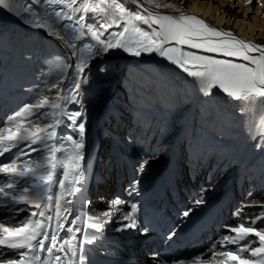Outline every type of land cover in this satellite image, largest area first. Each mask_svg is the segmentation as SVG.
<instances>
[{
  "label": "snow or ice",
  "instance_id": "obj_1",
  "mask_svg": "<svg viewBox=\"0 0 264 264\" xmlns=\"http://www.w3.org/2000/svg\"><path fill=\"white\" fill-rule=\"evenodd\" d=\"M0 9L44 30L66 49L53 57L60 75L45 83L42 73L43 87L33 90L32 102L0 125V157L17 150L0 161V264H93L89 246L109 224L116 232L149 231L137 203L117 196L96 212L89 211L93 201L83 197L89 131L85 94L93 60L101 61L98 71L106 75L104 57L113 51L155 54L194 78L204 95L219 89L239 102L241 113L264 112V43L213 26L167 0H0ZM67 68L73 69L70 76L63 71ZM254 131V146L264 151V116ZM139 182H130L129 196ZM256 206L264 209L258 201L241 205L234 215L242 221L225 226L227 234L194 261H207L210 254L216 264H264V210L245 213ZM230 245L235 249L227 250ZM156 264L163 262L157 257Z\"/></svg>",
  "mask_w": 264,
  "mask_h": 264
},
{
  "label": "bare ground",
  "instance_id": "obj_2",
  "mask_svg": "<svg viewBox=\"0 0 264 264\" xmlns=\"http://www.w3.org/2000/svg\"><path fill=\"white\" fill-rule=\"evenodd\" d=\"M167 2L176 4L185 13L202 17L213 26L231 29L241 38L264 43V0H253L252 3L246 0H231L230 3L226 0ZM161 11L174 12L172 9ZM6 19L13 27L2 25L1 20ZM37 46L44 51V66H41L47 68L48 73L44 76L47 83L60 75L53 57L63 54L66 49L44 30L25 24L22 18L6 10L0 11V47L7 50L8 55L15 56L20 50L33 51ZM100 63L99 59L91 63V84L85 94L89 131L88 178L83 197L90 199L95 192L105 193L98 198L103 205L96 206L94 211L98 208L99 211L105 210L104 202L117 196L137 203L138 216L149 231L146 235L137 231L116 232V225L109 224L96 244L89 246L90 259L93 264H156L158 257L163 264H175L173 261H180L177 256L184 246L183 254L187 253L184 261L216 264L210 254L207 261L202 262L194 261V256L207 252L213 242L227 234L225 226H236L242 221L243 217L237 219L234 215L236 210L231 211L230 205L236 204L238 209L252 201L264 204V151L254 146L256 140L253 139L255 126L260 123L264 112L255 109L241 113L239 102L232 101L219 89H214L211 95H204L198 90L194 78L155 54L134 57L123 51H113L104 57L109 68L106 75L98 71ZM0 70V125H3L15 110L32 102L33 90L43 85L40 84L42 75L35 78L29 74L21 76L19 71L13 73L4 67ZM63 71L69 76L73 73L72 68ZM121 74L127 77L122 78L114 94L119 96L114 104L123 102L116 110L115 105L110 108L106 104L112 85L119 81ZM90 95L94 99L91 100ZM119 110L124 113L131 110L132 125L143 138L136 143L129 133L122 135V130L118 138L112 137L115 164L117 168L129 171L125 187L118 186L112 190L107 183L97 186L93 177L97 169L100 171L105 166L108 158L102 148L106 136L102 120L107 115L106 111L121 119L122 111ZM163 145L170 152L161 157L158 152ZM138 148L147 151L135 168L133 153ZM16 151L13 149L6 153L0 161L7 162V158ZM142 164V169L148 170L136 177L140 182L136 192L129 196L127 189L135 178L134 168L140 172ZM220 172L222 176L224 173L227 187L219 193L217 188L221 180H213ZM180 181H183L182 189ZM201 198L204 202L195 205L194 201ZM189 208L192 212L183 217L182 213ZM262 210L256 206L245 209V213L254 215ZM2 215L3 210L0 209ZM20 215L26 216L27 212ZM158 228H162L164 235L157 233ZM152 241H161L162 256L145 254L144 247ZM176 246L180 247L170 254L169 250ZM234 249L235 246L230 245L227 250ZM218 250L223 249L218 246Z\"/></svg>",
  "mask_w": 264,
  "mask_h": 264
},
{
  "label": "rangeland",
  "instance_id": "obj_3",
  "mask_svg": "<svg viewBox=\"0 0 264 264\" xmlns=\"http://www.w3.org/2000/svg\"><path fill=\"white\" fill-rule=\"evenodd\" d=\"M219 1L223 2L224 0H219ZM226 1L228 3L231 2V0H226ZM235 3H238V2H235ZM228 6H229V4H228ZM1 10L2 9H0V11ZM1 22L4 23L2 25L12 26L11 21H9L7 19L1 20ZM43 56H44V51H43V49H40L39 46H37L33 51L20 50V53H18V54L16 53L15 56L8 55L7 50L0 47V68L4 67L5 69H11V70H13V73H17V71H19L21 76H26L27 74H29V76H33V77L37 78L40 75H42V73L45 75H46V73H48L47 68H45V67L42 68V66H44V63L42 61ZM41 64H42V66H41ZM124 77L126 78L127 75L125 76L124 74H121L120 79L118 78L119 81H116L112 85V88H111L112 91L110 90L111 91L110 99L107 101V104H106L110 108L113 105H115L114 107L117 110L118 108H120L121 104H123V102L122 103L117 102L116 104H114L116 102V100L119 98L117 93L115 96H114V94L117 91V87H119L121 85V81L124 79ZM0 81H1V76H0ZM129 95L132 96V94H129ZM113 97H114V99H113ZM90 98H91V100L94 99L92 97V95H90ZM131 98L133 99V97H131ZM125 101L127 102L128 105H131V103L127 99ZM131 108H133V106H131ZM122 110H119V112ZM106 114L107 115L102 120L103 125L105 124V131H106V136L104 137V142H103L102 148L104 150L103 152H105V154L108 158L105 161V166H103L100 171H99V169H97L96 172L94 173L93 178H94V182H95V184H97V186H103V184L107 183L112 188V190H115L116 187L118 188V186H121L122 188L125 187L124 185L127 184V180L129 177V171L127 169L121 170L120 168H117L118 166H116V164H115L116 158H114V154H113V152L115 153V149H114V146H115L114 143L115 142H114V139L112 137L116 136L118 138L119 137L118 134L122 130V132H121L122 135H126L129 133L130 137L133 140H135L136 143H139V140H140V138H143V135L141 134L140 131L137 130V128L135 126L132 125L133 117L131 116V110H130V112H126V113H124L122 111L121 119H117V117H115L114 114L111 113V111H109V112L106 111ZM129 130H130V132H129ZM159 149H160V151L158 152V154L161 155V157L166 156L170 152L169 151L170 149H167L166 145L161 146V148H159ZM146 151H142V148H138L133 153V155H134L133 164H134L135 168L140 163V161L143 159ZM151 164H154V163H151ZM189 167H190V165L186 168H189ZM135 168H134V172H135L134 173V176H135L134 179H136V177L138 175H143L148 170V169H144V170L141 169L139 172V170H137V169L135 171ZM206 176H207V174H206ZM223 177H224V173L222 176V172H220V173H218V175L213 180V182H218L221 180V183L218 185L217 192H219V191L222 192L227 187L226 179H225V177L223 179ZM235 178H236L235 182H236V184H238V182H239L238 176H236ZM181 183H183V181H180V186H179L180 189L183 188L181 186ZM90 187L93 188L92 184H90ZM202 190H203V188H202ZM101 195L104 196L105 193L102 194V193H96L95 192L91 195L90 199L93 201V204L91 206L90 211L91 210L93 211L94 209H96V206H102L103 205L102 202L98 201V198ZM236 206H237L236 204L230 205V210L231 211H234V210L237 211ZM96 211H99V208ZM141 253L144 254L143 251ZM135 264H139V263H135Z\"/></svg>",
  "mask_w": 264,
  "mask_h": 264
}]
</instances>
